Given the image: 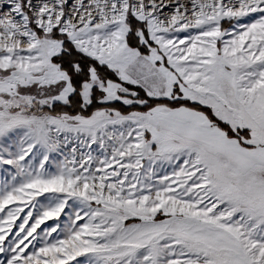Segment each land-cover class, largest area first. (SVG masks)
Wrapping results in <instances>:
<instances>
[{
    "label": "snow or ice",
    "instance_id": "snow-or-ice-1",
    "mask_svg": "<svg viewBox=\"0 0 264 264\" xmlns=\"http://www.w3.org/2000/svg\"><path fill=\"white\" fill-rule=\"evenodd\" d=\"M0 264H264V0H0Z\"/></svg>",
    "mask_w": 264,
    "mask_h": 264
}]
</instances>
